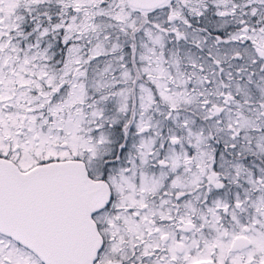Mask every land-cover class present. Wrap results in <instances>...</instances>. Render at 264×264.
<instances>
[{"label":"snow or ice","instance_id":"1","mask_svg":"<svg viewBox=\"0 0 264 264\" xmlns=\"http://www.w3.org/2000/svg\"><path fill=\"white\" fill-rule=\"evenodd\" d=\"M0 264H264V0H0Z\"/></svg>","mask_w":264,"mask_h":264}]
</instances>
